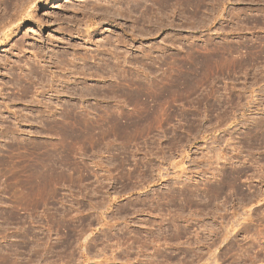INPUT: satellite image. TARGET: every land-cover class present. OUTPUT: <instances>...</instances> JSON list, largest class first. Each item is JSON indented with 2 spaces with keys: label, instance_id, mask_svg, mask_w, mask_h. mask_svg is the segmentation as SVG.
Here are the masks:
<instances>
[{
  "label": "rangeland",
  "instance_id": "obj_1",
  "mask_svg": "<svg viewBox=\"0 0 264 264\" xmlns=\"http://www.w3.org/2000/svg\"><path fill=\"white\" fill-rule=\"evenodd\" d=\"M201 1L0 0V264H264V0Z\"/></svg>",
  "mask_w": 264,
  "mask_h": 264
},
{
  "label": "bare ground",
  "instance_id": "obj_2",
  "mask_svg": "<svg viewBox=\"0 0 264 264\" xmlns=\"http://www.w3.org/2000/svg\"><path fill=\"white\" fill-rule=\"evenodd\" d=\"M111 1V0H110ZM167 1H171V0H167ZM177 1V0H176ZM179 1V0H178ZM184 2H186L185 3V5H187V6H189V7H191V8H194V9H196V8H199L200 7V5H201V3H202V1L201 0H183ZM205 1V0H204ZM27 2V1H26ZM29 3V7H30V5H32V4H34V2L33 1H30V2H28ZM116 3V2H115ZM26 4V3H25ZM25 4L23 5V7L25 6ZM28 5V4H27ZM117 5H118V2H117ZM177 5V4H176ZM183 5V4H182ZM113 6V5H112ZM121 6V5H120ZM186 6V7H187ZM22 7V8H23ZM26 7V6H25ZM28 7V8H29ZM120 9V8H119ZM193 9V10H194ZM23 10H25V14H24V16L26 15V12L28 13V11H26L27 9H23ZM115 11V10H114ZM198 11V10H197ZM196 10H195V12H197ZM30 15V14H29ZM124 15V14H123ZM19 16V15H18ZM22 16V15H21ZM31 16V15H30ZM29 18V17H28ZM16 46V45H15ZM20 46V45H19ZM17 47V46H16ZM18 48V47H17ZM17 48H13V50H17ZM20 48H21V46H20ZM114 49H116V48H114ZM19 50V49H18ZM112 51V50H111ZM94 57V56H93ZM82 59L81 60H84L85 61V58H83V57H81ZM65 61V60H64ZM80 61V60H79ZM60 62V61H59ZM71 62V61H70ZM73 62V61H72ZM83 62V61H82ZM9 63V62H8ZM64 62H62V64H63ZM68 63V62H67ZM87 63H88V61H87ZM57 64H58V62H57ZM68 65H70L71 66V63L69 64L68 63ZM72 65H73V63H72ZM86 66V63L85 62H83V66ZM84 66V67H85ZM75 67V66H74ZM82 67V66H81ZM85 69H87L86 67H85ZM84 69V70H85ZM44 72V71H43ZM35 73V72H34ZM35 75V74H34ZM35 76H37V74L35 75ZM32 77H33V75H32ZM26 78H28L27 76H26ZM29 78H31V77H29ZM28 78V80H29V82H31L30 80L31 79H29ZM25 79V78H24ZM35 81V80H34ZM28 82V81H27ZM33 82V81H32ZM69 82V81H68ZM68 82L67 81H63V82H61L62 84H64L63 85V87H62V91L66 94V93H70V92H68L67 90H70V86H69V84H68ZM34 83V82H33ZM33 83H31V84H33ZM26 86V85H25ZM24 86V87H25ZM29 87V86H28ZM27 88V87H26ZM27 93H28V91L27 90H25ZM57 91V93L59 92V90H56ZM87 93H85V95H86ZM80 96H81V94H79ZM82 95H84V94H82ZM82 98V97H81ZM80 129V128H79ZM216 261V260H215ZM217 262V261H216Z\"/></svg>",
  "mask_w": 264,
  "mask_h": 264
}]
</instances>
